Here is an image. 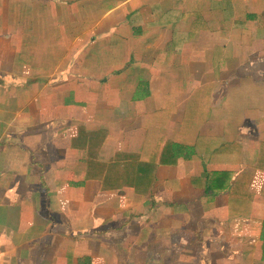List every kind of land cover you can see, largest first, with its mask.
Wrapping results in <instances>:
<instances>
[{
    "label": "crops",
    "instance_id": "crops-1",
    "mask_svg": "<svg viewBox=\"0 0 264 264\" xmlns=\"http://www.w3.org/2000/svg\"><path fill=\"white\" fill-rule=\"evenodd\" d=\"M149 120L194 155L88 175ZM224 173L252 198L192 184ZM263 233L264 0H0V264H264Z\"/></svg>",
    "mask_w": 264,
    "mask_h": 264
},
{
    "label": "trees",
    "instance_id": "trees-1",
    "mask_svg": "<svg viewBox=\"0 0 264 264\" xmlns=\"http://www.w3.org/2000/svg\"><path fill=\"white\" fill-rule=\"evenodd\" d=\"M166 114H162L161 119L166 120ZM155 119V118H154ZM157 119L154 123L155 128L158 126L156 123L159 121ZM150 129L146 138V145L144 147V152L150 150V160L158 161L159 164H165L169 166H175L180 159L188 160L194 155L193 148L187 145H181L178 142H170L157 132V129L153 127L152 122L149 120ZM186 133H182L179 138H184ZM74 148H80V145H94V150L98 149L104 143V133L103 131L96 132H86L82 131L78 137L74 140ZM169 142V143H168ZM178 147L180 150L186 147V153H177L174 147ZM92 147V146H91ZM144 152H126L119 154L116 158L111 159L107 164L102 165L100 169L89 170L88 175L98 174L105 175L109 181H122L127 185L135 189L150 190L156 184V174L155 168H149L148 162L143 160L142 154ZM191 152V153H190ZM159 157V158H158ZM232 176L228 173L221 174L217 177L213 174H207L205 176L204 185L200 180H193L192 184H197L204 190V195L208 202H211L216 196L231 192L239 199L248 200L251 199L253 194L248 190V188L239 187L233 191V187L230 185ZM264 241V233H263ZM264 252V245H263Z\"/></svg>",
    "mask_w": 264,
    "mask_h": 264
},
{
    "label": "rangeland",
    "instance_id": "rangeland-1",
    "mask_svg": "<svg viewBox=\"0 0 264 264\" xmlns=\"http://www.w3.org/2000/svg\"><path fill=\"white\" fill-rule=\"evenodd\" d=\"M169 143V142H168ZM174 150H176V152L177 153H186L188 150L186 149V147H184V148H182V150H180L178 147H174ZM99 152H100V148H98V149H96V151H95V153H97V155H98V157H97V160H98V162H99ZM142 152H144V151H142ZM189 152V151H188ZM191 153V152H190ZM121 154V153H120ZM119 154H117L116 155V157L118 156ZM116 157H114V158H116ZM142 157H143V160L145 161V162H148V164L150 165L149 166V168H154V166L152 165V161L150 160V150H146L143 154H142ZM113 158V159H114ZM97 167V169H100V168H102L103 166L101 165V164H99L98 163V165L96 166ZM155 167H156V165H155ZM96 178H100V179H104V178H106V176L105 175H96L95 176V179ZM114 183H117V185L118 184H121V185H126L127 187H130V188H133V187H131V186H129V185H127L126 183H124V182H122V181H113ZM122 182V183H121ZM137 190V189H136ZM155 199V197H153L152 196V198H151V200H154ZM23 199L21 198V197H19L18 198V200H17V203H16V205H14V207L15 208H20V203H21V201H22ZM45 201H46V203H45V205H46V208L47 209H52V206H51V199H50V197H46L45 198ZM134 203L137 205V204H139V205H141V203H142V201H141V199H140V195L139 196H136L135 197V201H134ZM139 207V206H138ZM140 208V207H139ZM193 232H192V236H193ZM100 235V237H104V238H108V235H107V233H101V234H99ZM155 237H156V233H155ZM154 237V238H155ZM147 238H149L150 240H152V238H153V232H149L148 233V236H147ZM72 254V253H71ZM71 256V255H70ZM84 264H85V262H83ZM71 264V263H70Z\"/></svg>",
    "mask_w": 264,
    "mask_h": 264
}]
</instances>
